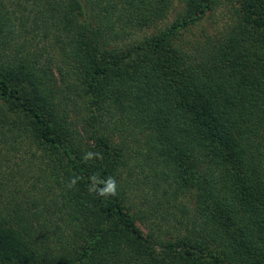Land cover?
I'll use <instances>...</instances> for the list:
<instances>
[{
	"label": "trees",
	"instance_id": "obj_1",
	"mask_svg": "<svg viewBox=\"0 0 264 264\" xmlns=\"http://www.w3.org/2000/svg\"><path fill=\"white\" fill-rule=\"evenodd\" d=\"M0 264H264V0H0Z\"/></svg>",
	"mask_w": 264,
	"mask_h": 264
},
{
	"label": "clouds",
	"instance_id": "obj_2",
	"mask_svg": "<svg viewBox=\"0 0 264 264\" xmlns=\"http://www.w3.org/2000/svg\"><path fill=\"white\" fill-rule=\"evenodd\" d=\"M102 154L98 152L88 151L85 152L81 159L84 162H88L95 159H102ZM80 177H73L69 183L68 187H75L79 182ZM88 192L90 194L99 196V197H116L118 195V183L114 176H108L107 178H101L98 173H94L89 177Z\"/></svg>",
	"mask_w": 264,
	"mask_h": 264
},
{
	"label": "rangeland",
	"instance_id": "obj_3",
	"mask_svg": "<svg viewBox=\"0 0 264 264\" xmlns=\"http://www.w3.org/2000/svg\"><path fill=\"white\" fill-rule=\"evenodd\" d=\"M176 7H177V4L175 5V8ZM174 12L176 13L177 10L174 11ZM175 13L170 15L169 19L167 20L168 23L171 22V20H173V18L175 17ZM225 18H226V10L222 9L211 20H209L208 22L203 23V25H201L199 28L193 29V31L196 34H198V33L202 32V30H203V32H205L207 34L214 35L219 29H221ZM194 32L187 33L186 37L189 40L197 39V36H196V34ZM137 225H138L139 228H141V230L144 233L147 232L146 228L142 224L137 222Z\"/></svg>",
	"mask_w": 264,
	"mask_h": 264
}]
</instances>
